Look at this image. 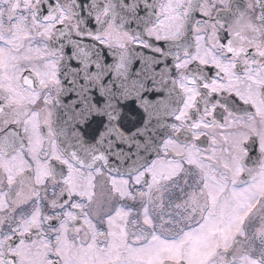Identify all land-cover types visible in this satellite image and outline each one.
Instances as JSON below:
<instances>
[{
    "label": "snow or ice",
    "instance_id": "1",
    "mask_svg": "<svg viewBox=\"0 0 264 264\" xmlns=\"http://www.w3.org/2000/svg\"><path fill=\"white\" fill-rule=\"evenodd\" d=\"M76 10L0 0V264H264V0H159L143 37L105 21V47L178 53L172 135L124 170L52 133Z\"/></svg>",
    "mask_w": 264,
    "mask_h": 264
},
{
    "label": "flooded vegetation",
    "instance_id": "2",
    "mask_svg": "<svg viewBox=\"0 0 264 264\" xmlns=\"http://www.w3.org/2000/svg\"><path fill=\"white\" fill-rule=\"evenodd\" d=\"M158 2L74 0L82 35L74 28L65 29L53 41L62 59L60 90L52 93L49 109L52 133L62 153L104 155L112 168L131 169L157 158L158 153L149 160L150 151L159 152L171 137L174 115L181 106L175 84L178 53L173 46L146 40L147 47L129 46L121 52L92 38L104 30L106 20L130 36L143 37ZM130 59L137 62L131 71ZM152 85L158 95L153 91L150 99Z\"/></svg>",
    "mask_w": 264,
    "mask_h": 264
},
{
    "label": "water",
    "instance_id": "3",
    "mask_svg": "<svg viewBox=\"0 0 264 264\" xmlns=\"http://www.w3.org/2000/svg\"><path fill=\"white\" fill-rule=\"evenodd\" d=\"M139 65H140V63H138ZM132 67H137V62H133L131 59L129 60V70L131 71V70H133V68ZM139 71H140V69H139ZM157 79H160V76H159V78H157ZM139 87H140V85H139ZM144 88L145 87H147V85H145V86H143ZM150 90H151V92L149 93V95H148V98H150V99H153V96H154V94H153V91L155 92V95H158V89L154 86V85H152L151 86V88H150ZM145 97H146V99H147V95H145ZM160 98H161V100H163L164 101V98L162 97V96H160ZM163 101H161L162 103H163ZM144 102H145V104H149V103H151L149 100H144ZM157 153H158V148L156 149V148H154L152 151H150V154L148 155V157H149V160L153 157V156H155V155H157Z\"/></svg>",
    "mask_w": 264,
    "mask_h": 264
}]
</instances>
